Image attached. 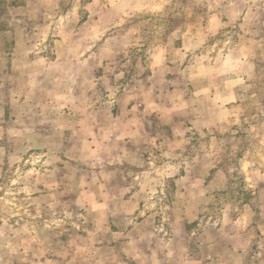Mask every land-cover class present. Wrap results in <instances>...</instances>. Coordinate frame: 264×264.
Listing matches in <instances>:
<instances>
[{"label": "clouds", "instance_id": "obj_1", "mask_svg": "<svg viewBox=\"0 0 264 264\" xmlns=\"http://www.w3.org/2000/svg\"><path fill=\"white\" fill-rule=\"evenodd\" d=\"M61 2L71 5L67 15ZM28 3L27 11L16 10L21 18L8 21L12 31L2 35L15 33L26 68L40 64L30 54L50 48L45 55L54 70L49 73L47 66L42 67L45 78L27 80L25 88L42 91L55 84L74 103L67 105V112L33 104L29 122L18 119L14 125L21 126L15 135L22 146L8 152L0 144V165L7 157L11 174L0 184L11 197L0 198L5 201L0 206V264H264V223L250 228L251 210L222 195L235 187L244 171L237 152H244L249 163V184L264 181V122L248 129L258 140L245 150L242 139L224 135L241 123L243 110L213 103L217 93L228 100L240 99L232 94L234 84L250 87L244 82L252 79L251 50L264 55V0H188L187 5L182 0H160L155 5L148 0ZM170 8H182L186 23L167 38L160 29L146 35L123 28L126 20L145 9L163 14ZM77 9L90 13L82 25L70 22L79 19ZM37 14L43 16V26ZM49 32L61 37L55 48L43 43L42 34ZM130 35L137 43H148L157 67L146 81L122 84L130 63L125 42ZM181 38L183 46L177 49L174 42ZM108 48L123 53L121 59L105 55ZM167 74L171 79L164 78ZM40 128L46 131H37ZM6 134L12 135L0 127V140ZM85 140L88 143L82 146ZM34 148L40 149L43 159L32 155L25 160ZM57 162L68 171L58 183L46 185L55 196L34 199L36 168L26 170L25 165H39L40 176L55 181ZM47 165L53 166L51 171ZM20 192L28 195L17 201ZM68 193L79 196L71 203L62 201L60 197ZM33 205L35 216L29 211ZM41 205L50 216L42 227ZM259 208L264 216V193ZM13 216H20L27 227L20 221L9 223ZM109 218H119L115 233ZM193 224L194 229L186 228ZM65 225L73 229L67 245L58 251L41 248L50 231L59 229L55 234L60 235L67 230ZM80 232H88L87 243ZM113 241L120 242L118 250L109 246ZM254 241L257 251L246 262ZM48 251H54L56 259L41 262Z\"/></svg>", "mask_w": 264, "mask_h": 264}, {"label": "rangeland", "instance_id": "obj_2", "mask_svg": "<svg viewBox=\"0 0 264 264\" xmlns=\"http://www.w3.org/2000/svg\"><path fill=\"white\" fill-rule=\"evenodd\" d=\"M151 4L155 5L160 3V0H148ZM183 5L188 4V0H182ZM71 7L70 4H65L61 2L60 8L63 10V13H66L67 10ZM29 9L28 0H0V127L3 125L4 129L7 130L9 134L4 136L3 140H0V144L4 145L8 152L13 151L17 147H21V143L18 140L16 133H19V128L16 125L14 120L20 119L18 114H9L11 112L9 102H13V95H15V91L10 87L13 85V81L15 82V78H19L18 72L21 69L20 65L21 62L24 60L22 56V52L18 49L16 43V36L13 32L11 37L7 35H2V33L7 31H12L8 28V21L11 20L12 16H16L17 18H21V14L16 10H25ZM77 12L80 11L79 9L76 10ZM181 13L177 15V13ZM195 12L199 13L200 9L195 8ZM186 23V17L183 15L182 8H170L166 9L163 14L156 13L149 11L147 9L137 13L136 15L132 16L128 20L124 22L123 28L130 33H133L137 30L144 34H149L156 29H160V34L162 37L167 38V36L174 31L176 28L180 27L181 25ZM182 31H187V28L182 29ZM43 43L45 42H53V39L57 38L53 37L51 33L48 35H42ZM129 42L131 44L128 52H129V59L130 63L128 64L127 71L125 72V77L121 81L122 84H129L135 83L136 81H146L148 77L153 76L156 66V61H154L153 56L155 54H150L148 51V43H137L134 36L128 37ZM175 47L177 49L183 46V38L178 39L174 42ZM252 56L250 58V63L252 64V79L246 80L244 83L245 85H250V87L244 88L243 85L234 84L233 85V95L240 97V99L228 100L225 95L217 93L213 96V103H223L224 108L228 110H243V115H240L238 119L240 120V124L236 125L233 124L231 126L230 133H225V136L235 135L237 139H242L245 144V150L249 144H255L258 140V137L253 138L250 134L248 129L250 127H256L259 123L264 122V55H262L259 49H252ZM47 52V51H46ZM40 52V53H46ZM40 53H33L30 54L31 57L37 56ZM121 56H117L116 59L120 60ZM142 66V70L140 67ZM163 75V73H160ZM165 79H171V74L164 75ZM16 94L18 95V90H16ZM9 110V112H8ZM19 117V118H18ZM23 118V117H22ZM230 119L232 117H229ZM153 119L155 117L153 116ZM206 131V129H205ZM186 135H191V133H186ZM193 142H196L195 140ZM45 151V150H44ZM32 155L40 158L42 152L38 148L31 149L29 153L25 156V160L29 159ZM43 156V155H42ZM236 156L239 158L238 163L239 166L244 170L239 174L238 180H236L235 187L231 188L222 193L224 196H230L234 201H237L241 208H243L244 204L249 202H255L253 200V193H251V186L249 184V176L247 175V169L249 168V163L247 160H244V152H237ZM43 159V157H41ZM23 163V161L21 162ZM73 166H75V162H71ZM56 168L59 171L55 174V181L51 177H41L40 173L43 171L39 167V165H33L31 163L25 165L26 170H31L33 167L36 168V172L33 175L36 177L35 187L37 191L32 192L31 195L35 199L36 197H40L42 195H52L55 196V192L50 188L46 187V185L59 182L64 176L65 173L68 171L64 164L61 162L56 163ZM52 165H47L49 171L52 169ZM0 168L3 170V176L0 177V184H5L7 182V177L11 175L8 172L9 162L7 157L4 160L3 165H0ZM16 166L13 165V171H15ZM83 169L84 166L81 165ZM14 178V177H13ZM256 185V184H254ZM13 188L16 185L12 186ZM255 188V186H254ZM61 190H63L61 188ZM8 189L4 187L0 190V198H7L11 200L10 196H7ZM263 193V191H261ZM28 195V193L20 192L17 196V201H22L23 197ZM79 196V193H68L60 199L62 201L71 203V201L76 200ZM258 197V196H257ZM256 197V199H257ZM260 198V196H259ZM5 203L4 199H0V206H3ZM16 203V202H14ZM16 207L19 208L21 214L24 213V209L20 207L19 203H16ZM43 211L38 218L40 222V226H43V222L49 220L50 216L48 213V209L45 205H41ZM75 207V205H72ZM35 205L29 208V211L32 212V215L35 216ZM142 219V218H141ZM10 221L17 222L20 221V225L27 227L23 220H21L20 216H13ZM261 222H256L251 220L250 228H255L256 225L260 223H264V217L260 220ZM197 225L193 224L190 225L191 229H194ZM33 228L36 227L34 224ZM67 230L61 232L60 235H56L55 231H59L56 229L54 231H50L48 235V241L45 245L44 243L41 244V248L47 246L53 249L54 251L60 250L63 246L67 245L73 229L71 225L64 226ZM89 230H91V223L88 225ZM119 218H116L114 221L112 219V223L110 228H114V232L119 230ZM38 235V233H37ZM88 236V232H80L81 241L83 243H87L84 240V237ZM257 236L259 233L257 231ZM120 242L113 241L111 245L112 248L119 249ZM54 251L45 252L43 256L40 257L41 262L45 260H54L56 256L54 255ZM257 251V243L254 241L252 244V250L249 253L248 258H246V262L250 261L252 256Z\"/></svg>", "mask_w": 264, "mask_h": 264}, {"label": "crops", "instance_id": "obj_3", "mask_svg": "<svg viewBox=\"0 0 264 264\" xmlns=\"http://www.w3.org/2000/svg\"><path fill=\"white\" fill-rule=\"evenodd\" d=\"M64 15H67L66 13H63ZM38 15V20L37 22L43 26L44 25V20H43V16L42 15ZM76 15L79 18L77 21H73L70 19L71 23H78L80 25L84 24L86 20H88V17L90 15L89 12L85 11L83 13H81V11H76ZM59 19V18H58ZM96 19H99V17L97 16ZM50 33V32H49ZM49 33H43L42 35H48ZM107 35V33L105 34ZM61 39L60 36H57V38L53 39V42H45L44 45H49L51 46V48H55L56 47V43L57 41ZM128 45L127 50H129L131 44L129 42L128 37L126 38L125 41ZM95 49H93L94 51ZM48 52L50 51V48H45L44 52ZM87 55V53L85 54ZM105 55H115V57L117 56H121L123 55V53L121 52H113V50L111 48H108L105 51ZM33 60H39L40 64L34 65L32 68H26L24 67V63L25 61L23 60L21 62V69L18 72L19 78H15V82L13 81V85L10 86L14 91H15V95H13V102L10 101V108H11V112H9V114H18L20 117V120H23L25 124H27L28 121V117L31 116V112H29V109L32 108L33 104H40L42 110L47 109L49 107H51L53 110H57L59 112H67L68 111V107L67 105L69 103H74V101L66 96V94L63 91H60L55 84H53L52 86L47 87L46 89L42 90V91H37L35 88L32 89V91L30 92L27 88H25V83L27 80L32 79L33 77H35L34 79V83L38 82L40 80H43L45 78V73L43 71H41V68L44 66H47V71L50 73L52 72L54 69L52 68L51 64L49 63V58L45 55V53H40L37 56L32 57ZM154 61H156V56H153ZM54 63V60H53ZM103 72V69H97L96 70V75L99 76L101 75ZM16 90H18V95L16 94ZM88 95H91V93H88ZM113 113H117L119 111L118 106L113 108ZM18 117V118H19ZM23 117V118H22ZM15 122H17V119L14 120ZM1 127H4L3 125H1ZM19 128V131H21V126H17ZM37 131L40 132H44L46 131V129L44 128H40ZM66 135L68 134L67 132L65 133ZM88 141L85 140L82 142V146L83 144H87ZM45 150V151H44ZM44 152H47V148H44ZM43 157L42 155L40 156V158ZM66 160V157L61 156V161ZM58 163V162H57ZM62 163V162H61ZM256 185H250L252 189L251 193H253V195H255V197L253 196V200L255 199V202H249L246 203L244 205H246L247 209L251 210L252 216H251V220L254 219V221H258L261 222L260 220L264 217L261 215V211L259 208V205L261 203V191H263L264 193V181H257L255 183ZM255 186V188H254ZM258 196V197H257ZM260 196V198H259ZM257 197V199H256ZM245 208V206L243 207ZM0 223H2V221H0ZM9 223L15 224L16 222L13 221H9ZM112 223V218H109V225L111 226ZM186 228L191 229L190 225H186ZM111 231L113 233H115L114 228L111 229ZM259 233V232H258ZM257 235V233H256ZM99 246V245H98ZM252 250V245L250 246V251ZM193 251H198L197 249H195V246L193 245ZM249 256V254H248ZM248 256L246 258H248ZM245 258V259H246Z\"/></svg>", "mask_w": 264, "mask_h": 264}]
</instances>
